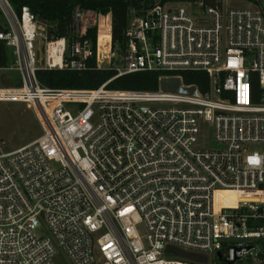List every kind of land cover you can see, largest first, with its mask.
<instances>
[{
  "label": "built area",
  "instance_id": "obj_1",
  "mask_svg": "<svg viewBox=\"0 0 264 264\" xmlns=\"http://www.w3.org/2000/svg\"><path fill=\"white\" fill-rule=\"evenodd\" d=\"M251 6L129 12L117 77L208 75L206 93L163 77L197 91L184 95L43 87L39 69L113 66L111 15L77 9L69 46L49 40L28 8L0 0V42L13 57L0 71L20 74L0 102L31 106L43 132L0 155V264H54L58 252L71 264H188L166 258L169 246L264 264V150L251 151L264 146V0ZM199 9L209 22L194 17ZM205 127L219 148H196Z\"/></svg>",
  "mask_w": 264,
  "mask_h": 264
},
{
  "label": "trees",
  "instance_id": "obj_2",
  "mask_svg": "<svg viewBox=\"0 0 264 264\" xmlns=\"http://www.w3.org/2000/svg\"><path fill=\"white\" fill-rule=\"evenodd\" d=\"M225 1H238L255 4L257 0H9L17 14L22 8H28L35 18L44 23L48 39H65L68 45L76 38L78 25L74 21L77 9L108 16L111 15L112 50L118 59L109 69H98L96 61H91L89 68L81 72L64 70L37 71L40 84L51 90H96L108 83L107 89L116 92H157L163 77H180L186 86L197 87L201 93L209 90V77L206 73L184 71L180 73L138 72L117 77L116 65H121L126 50V30L129 25L130 11L139 14L157 4L201 3L203 8L223 9ZM88 39L96 42V30H89ZM13 62V57L5 45L0 42V68ZM259 92V87L255 86ZM214 264H251L249 259L237 263H227L215 258ZM188 264H201L190 261Z\"/></svg>",
  "mask_w": 264,
  "mask_h": 264
},
{
  "label": "rangeland",
  "instance_id": "obj_3",
  "mask_svg": "<svg viewBox=\"0 0 264 264\" xmlns=\"http://www.w3.org/2000/svg\"><path fill=\"white\" fill-rule=\"evenodd\" d=\"M231 8L253 9L251 4L245 2L225 1L223 4V10L227 11ZM198 11V14L194 16L196 19L198 18L208 22L211 20L209 16L203 15L202 9H199ZM91 20L93 24L97 23L98 17L92 16ZM6 27H8V22L0 8V28L5 29ZM105 42H107V38L102 37L101 53H105L104 51L107 50L104 46ZM103 58V56L99 58L98 63H101ZM104 66H106V63ZM19 82L20 74L18 72L0 71V88L17 87ZM42 134V128L31 106L22 103L0 102V155L8 154L27 146L39 139ZM196 148L202 150L219 148V146L213 141L211 128H204V132L200 135ZM259 150H264V146L254 145L251 147V151ZM38 234L49 236V232L46 229L40 230ZM165 257L182 261L184 263L196 261L201 264H214L216 262L215 257L210 254L187 251L182 248L170 246L165 252ZM52 260L54 264H71L67 257L61 252H58Z\"/></svg>",
  "mask_w": 264,
  "mask_h": 264
},
{
  "label": "water",
  "instance_id": "obj_4",
  "mask_svg": "<svg viewBox=\"0 0 264 264\" xmlns=\"http://www.w3.org/2000/svg\"><path fill=\"white\" fill-rule=\"evenodd\" d=\"M159 89L164 93L171 94H184V95H197L195 88L186 89L182 87L181 80L179 78H162L159 83ZM217 257L220 258L221 255L217 254ZM252 264H260L259 260L252 256Z\"/></svg>",
  "mask_w": 264,
  "mask_h": 264
}]
</instances>
